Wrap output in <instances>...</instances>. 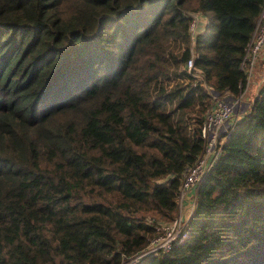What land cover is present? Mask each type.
I'll return each mask as SVG.
<instances>
[{
    "label": "trees",
    "instance_id": "16d2710c",
    "mask_svg": "<svg viewBox=\"0 0 264 264\" xmlns=\"http://www.w3.org/2000/svg\"><path fill=\"white\" fill-rule=\"evenodd\" d=\"M263 5L0 0V264H122L145 249L202 149L210 95L182 68L189 12L208 18L192 46L202 80L236 95ZM137 264H264V77L177 239Z\"/></svg>",
    "mask_w": 264,
    "mask_h": 264
},
{
    "label": "built area",
    "instance_id": "2783aa9c",
    "mask_svg": "<svg viewBox=\"0 0 264 264\" xmlns=\"http://www.w3.org/2000/svg\"><path fill=\"white\" fill-rule=\"evenodd\" d=\"M189 16L188 32L191 38V54L185 60L182 68L190 72L194 77L193 84L196 83V80H201L200 84L203 85L210 95L209 103L200 124L202 149L198 157L182 173L176 196L175 216L171 220L160 222L158 227L159 234L150 240L145 249L130 255L122 261V264H137L148 253H156L158 250H168L170 248L192 213L195 203V189L203 175L214 164L225 134L249 105V102L246 101V95L251 84L256 61L261 48L264 46V5L241 61V67L246 71V77L241 83L240 92L236 95H231L227 91L222 94L214 92L202 80V70L194 65L192 46L195 36L204 30L208 19L205 14L199 11H191ZM186 199L190 202L188 210H185L184 205Z\"/></svg>",
    "mask_w": 264,
    "mask_h": 264
},
{
    "label": "crops",
    "instance_id": "0c3cea01",
    "mask_svg": "<svg viewBox=\"0 0 264 264\" xmlns=\"http://www.w3.org/2000/svg\"><path fill=\"white\" fill-rule=\"evenodd\" d=\"M206 27V26H205ZM205 29V28H204ZM264 46L261 49V52L259 54V57L256 61L255 67H254V75L252 76L251 79V84L248 88V92L246 95V101H247V96H251L250 99L252 98V96L255 94L256 89L258 84L260 83V81L263 79L264 77ZM185 210H188L189 206H190V202L188 201V199L185 200Z\"/></svg>",
    "mask_w": 264,
    "mask_h": 264
},
{
    "label": "rangeland",
    "instance_id": "374dc122",
    "mask_svg": "<svg viewBox=\"0 0 264 264\" xmlns=\"http://www.w3.org/2000/svg\"><path fill=\"white\" fill-rule=\"evenodd\" d=\"M253 75H254V71H253ZM248 98H247V102H249L250 101V95L249 96H247Z\"/></svg>",
    "mask_w": 264,
    "mask_h": 264
},
{
    "label": "clouds",
    "instance_id": "9594fccd",
    "mask_svg": "<svg viewBox=\"0 0 264 264\" xmlns=\"http://www.w3.org/2000/svg\"><path fill=\"white\" fill-rule=\"evenodd\" d=\"M208 19V18H207Z\"/></svg>",
    "mask_w": 264,
    "mask_h": 264
}]
</instances>
